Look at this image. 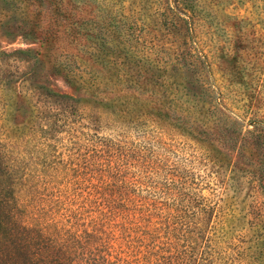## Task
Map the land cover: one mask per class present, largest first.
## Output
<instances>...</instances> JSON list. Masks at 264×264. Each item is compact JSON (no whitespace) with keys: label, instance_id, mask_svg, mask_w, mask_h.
I'll return each mask as SVG.
<instances>
[{"label":"rangeland","instance_id":"1","mask_svg":"<svg viewBox=\"0 0 264 264\" xmlns=\"http://www.w3.org/2000/svg\"><path fill=\"white\" fill-rule=\"evenodd\" d=\"M40 1L0 0V199L113 260L188 199L208 252L264 264V0Z\"/></svg>","mask_w":264,"mask_h":264},{"label":"trees","instance_id":"2","mask_svg":"<svg viewBox=\"0 0 264 264\" xmlns=\"http://www.w3.org/2000/svg\"><path fill=\"white\" fill-rule=\"evenodd\" d=\"M38 2L39 7H41L43 2L40 0ZM51 3L49 2L50 5H52ZM55 3L58 6V0H55ZM41 11L33 19V23L38 24L41 17L40 13L42 14ZM33 23L30 26V30L33 32H31V36L36 35L33 29L38 27L33 25ZM60 67L54 66L57 71L60 70ZM62 77L69 86H80L76 77L67 76L66 74H62ZM1 166L2 163H0V177L7 179L9 173L4 171ZM6 179L0 181V195L7 185ZM7 197L9 199H0V264H224L222 263L223 259L229 261L227 264H234L233 262L230 263L231 257L225 258L227 255H223L220 258L218 255L214 256V251L212 253L211 249L208 252L207 241L210 239L195 231L193 225H197L196 222L194 223L196 219L204 218V215L208 216L209 209L199 206V204L195 205L188 199L185 202L176 201L179 204H175L174 208H172L175 215L169 221L163 223V226L169 229L166 232L169 242L164 253L160 254L158 251L159 244H154L160 238L157 229L154 228L151 231L147 225L144 226L141 232L135 235L129 234L136 248L135 251L132 248L130 258L128 260L118 259L119 254H122L120 252L115 254L113 260L110 252H106L102 256H96L93 251L88 250L82 253V250H78V247H75V243L72 240L69 242H62L61 240L49 241L46 239L48 235L43 228L27 224L19 218L18 212L21 206H19L14 196L12 184L8 185ZM106 202L110 211L121 214L130 210L132 199H130L129 204H125L124 201L121 204ZM195 202L198 203L197 201ZM180 204L181 207H179ZM121 205L126 210L120 209L118 211L117 209ZM135 208L138 212L144 211L142 207L137 208L135 206ZM148 212L144 211L142 217H147L149 215ZM204 219L202 223H205L206 220ZM152 222L157 225L156 221ZM137 231H140V229L137 228ZM149 238H151L150 241H148ZM112 242L120 244L117 240H112ZM251 254L253 255V252ZM124 256L127 259L129 251L124 252ZM237 263L238 261L235 264Z\"/></svg>","mask_w":264,"mask_h":264}]
</instances>
